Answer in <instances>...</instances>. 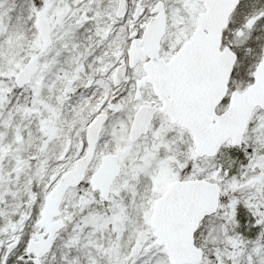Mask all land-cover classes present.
<instances>
[{"label": "snow or ice", "instance_id": "1", "mask_svg": "<svg viewBox=\"0 0 264 264\" xmlns=\"http://www.w3.org/2000/svg\"><path fill=\"white\" fill-rule=\"evenodd\" d=\"M0 264H264V0H0Z\"/></svg>", "mask_w": 264, "mask_h": 264}]
</instances>
